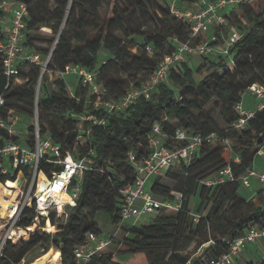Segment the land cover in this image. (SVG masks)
Wrapping results in <instances>:
<instances>
[{"label": "trees", "instance_id": "trees-1", "mask_svg": "<svg viewBox=\"0 0 264 264\" xmlns=\"http://www.w3.org/2000/svg\"><path fill=\"white\" fill-rule=\"evenodd\" d=\"M15 1L27 5L24 47L42 59L49 56V60L43 74L40 64L19 60L17 74L7 77L0 57L3 108L30 117L39 83L40 131L59 144L62 153L68 151L79 158L88 155L95 169L83 173L76 205L66 221L57 224L51 234L36 229L27 240L8 241L0 264H18L34 248L44 254L50 246L60 250L61 264H78L74 249L88 232L100 235L94 221L98 213L106 214L111 223H124L119 216L120 190L135 176L127 153L131 150L138 161L149 155L148 136L155 123L166 134L180 127L191 134L214 133L216 138L212 144L200 146L188 163L168 168L162 179L152 178L149 189L155 197L172 200L173 192L182 194L177 211L159 215L150 223L122 226L124 236L110 238L108 252L94 254L83 264H207L210 258L228 252V241L251 226L264 225V191L258 189L254 200L239 193L240 178L254 167L264 140V109L256 111L243 129L233 127L237 118L233 107L241 94L252 82L264 83V0H248L236 7L238 13L232 8L226 14L242 32L230 48L231 65L224 55L202 56L197 66L181 61L170 70L169 83L160 82L149 98L140 96L129 107L106 114L104 125H92L89 143L84 146L78 144V119L73 115L85 109L104 114L93 110L92 97L79 80L73 84L72 96L64 79L47 80L48 71L81 64L95 72L98 84L107 90L106 97L119 98L129 86L147 80L178 42H195L199 37H191L187 24L170 12V0ZM190 1L194 0H178V6L183 8ZM103 4H112L110 15L100 14ZM41 28L49 29L50 34L40 35ZM216 35L218 40L211 43L221 41L218 31ZM4 36L0 25V42ZM102 51L106 58L100 62ZM212 100L220 108L222 125L206 108ZM169 143L165 139L164 144ZM226 147L233 152L229 161L222 156ZM235 156L238 161L233 160ZM227 163L233 181L201 184ZM40 168L46 174L59 170L45 163ZM195 197L198 204L193 213L190 202ZM26 212L20 222L25 226L31 224L33 215L32 210ZM193 214L199 215L197 221ZM59 219L52 215L51 223L55 225ZM208 241L211 243L192 262L187 251L190 245L199 247ZM114 252L127 255V260H114Z\"/></svg>", "mask_w": 264, "mask_h": 264}, {"label": "built area", "instance_id": "built-area-1", "mask_svg": "<svg viewBox=\"0 0 264 264\" xmlns=\"http://www.w3.org/2000/svg\"><path fill=\"white\" fill-rule=\"evenodd\" d=\"M247 1L194 0L180 8L178 0H170V12L187 24L191 37L197 36L199 39L195 42L192 39L178 42L175 50L164 55L158 62L147 80L138 86H129L123 96L119 98L106 97L107 90L98 84L95 72L81 64H67L63 69L48 71V81L54 79L66 81L67 75H74L81 85L87 88L88 95L92 97L89 103L93 110L104 114L99 115L88 109L78 115L72 114L78 119V144L84 146L89 143L92 125H104L106 114L129 107L140 96L149 98L151 92L160 82L169 83L170 70L176 68L181 61H189L190 58L198 56L230 54V48L241 38L242 32L229 24L226 14L230 9ZM6 16H8V22L5 29L4 17ZM26 16L27 5L24 2L0 0V25L5 32V36L0 42V57L3 72L7 77L17 74L16 64L19 60L40 64L42 74L46 71L49 56L42 59L38 54L29 52L24 47ZM227 25L226 37L222 38L220 36L221 28ZM216 31L219 32L221 41L211 43L218 40ZM66 90L70 95H74L73 84L67 82ZM244 93H248L255 101L253 108L244 106L242 101ZM244 93L241 94V100L233 107L237 116L233 127L237 130L243 129L256 111L264 109V83L252 82ZM38 95L39 83L36 87L34 111L30 116L29 124H25L21 119L23 114L12 109L4 110V99L0 97V187L7 192L1 193L0 191V258L3 256L4 247L8 241L18 243L27 240L36 229L45 233H53L45 231L44 226L47 223L52 224V215L55 218H61L63 214H66V207L71 208L76 205L83 173L86 170L95 169L88 155L79 158L68 151L62 153L60 145L55 143L48 134L40 131ZM84 122H86V126ZM29 127L31 128L29 129ZM215 138L214 133L191 134L180 127H176L172 132L166 134L162 131L161 126L155 123L148 136L149 155L138 161L131 150L127 153L128 161L134 167L135 176L131 184L120 190L122 195L119 209L120 219L127 220L130 224H137L140 217L146 214L161 210L165 212L177 211L180 207L182 194L173 192L174 199L172 200L155 197L149 189L152 178L181 162L188 163L200 146L212 144ZM165 139L170 140L169 146L164 144ZM228 148L231 150L230 147H226L225 150ZM88 153H92V150L89 149ZM263 154L264 140L259 146L256 156ZM233 160L238 161L239 159L235 156ZM44 163L58 166L59 170H52L50 174H46L40 168ZM40 175H43V178ZM234 178L227 163L203 182L209 185L227 180L233 181ZM254 179L258 181L260 189L264 191V173L254 167L240 178V185L248 188ZM9 181L14 182V186H9ZM63 194L66 195V198L62 197ZM28 209L33 212L32 222L25 226L20 222ZM198 218L199 215L193 214L195 221ZM52 225L56 227V225ZM31 226H34V229H31ZM260 242H264V225L251 226L244 234L228 241V252L210 258L207 264H235V258L249 244ZM108 243L109 239L88 232L84 241L74 249L76 263L87 262L94 254L102 251ZM210 243L211 241H208L202 246H207ZM59 259H61L60 256Z\"/></svg>", "mask_w": 264, "mask_h": 264}, {"label": "rangeland", "instance_id": "rangeland-1", "mask_svg": "<svg viewBox=\"0 0 264 264\" xmlns=\"http://www.w3.org/2000/svg\"><path fill=\"white\" fill-rule=\"evenodd\" d=\"M184 6H186V4L184 3ZM111 8H112V4L108 5V4H103V6L100 8V14L103 16H107L111 14ZM236 9V12L238 13V9ZM230 25H233L236 27V24L233 23V21L231 20V22H229ZM228 30V25L225 27L221 28V37L225 38L226 37V33ZM39 34L42 36H46L49 35V29L46 28H41L39 31ZM39 46H45L42 43H39ZM226 61L231 64V60H232V56L231 54L228 55H224ZM48 57V56H47ZM45 57V58H47ZM99 58H100V62H103V59L106 58V52L102 51L99 54ZM203 61V58L201 56L198 57H192L190 58L189 62L193 65V66H197L199 63H201ZM66 81L68 83L74 84L75 82H77V78L74 75H67L66 77ZM242 101L244 102V106L253 108L255 105V101L253 100V98L248 94V93H244L243 97H242ZM206 108L208 109L209 113L213 115V117L216 119V121L220 124H222V117L220 114V108H217V106L214 104V101L212 100L209 104L206 105ZM21 119L25 122V124H29L31 122V118L22 115ZM232 152V150H230L229 148L226 149V152ZM224 153V156L227 157V153ZM233 153V152H232ZM258 160H260V158H263L264 160V154L262 156H258L257 157ZM165 175V173H162L160 175H158L160 177V179H162ZM165 180V179H164ZM201 184H206L202 181ZM149 185V184H148ZM207 185V184H206ZM248 189L247 187H243V186H239V193L246 199H249V193H248ZM198 204V198H193L191 199L190 202V210L191 212L194 213L195 208ZM65 212L66 214H63L61 216V218L56 221V224H60L61 222L66 221V219L68 218V215L70 214V212H72V209L69 207L65 208ZM174 212H165V211H158V212H154V213H150V214H146L140 217V220L138 221L137 224H141V223H150L153 220H155L159 215H164V214H173ZM203 215L206 214L205 211L202 212ZM94 221L96 223V226L99 228L100 230V235L103 238L109 239L112 237H117V238H122L125 234V232L123 231V227L122 226H128L130 223L129 221H125V220H121V222L124 223H111L110 220L108 219L107 215L100 212L98 213L95 217H94ZM52 230L49 228L45 227V230L47 232H55L56 231V227L52 225ZM55 229V231H54ZM261 243V242H260ZM19 246V245H18ZM204 246H199L196 247L195 243L191 244L190 247L188 248V253L190 254V259L192 260V262L198 260V258L200 257L201 253L204 250ZM52 249H57L53 246H50L48 248V250L45 252L47 253L48 251L52 250ZM109 247H105L102 251L100 252H108L109 251ZM59 250V249H58ZM60 251V250H59ZM41 253V249L39 247L34 248L33 250H31L30 252H28L25 257L18 263V264H37L38 259L40 258V256H42L43 254ZM44 253V254H45ZM60 258H61V253H60ZM114 260L118 261V262H125L128 258L127 255L124 254H119L117 252H114ZM264 258V242L261 245H255L254 243L249 244L243 252H241L236 258H235V264H246V263H251V264H262V259ZM59 264H61V259H59Z\"/></svg>", "mask_w": 264, "mask_h": 264}, {"label": "crops", "instance_id": "crops-1", "mask_svg": "<svg viewBox=\"0 0 264 264\" xmlns=\"http://www.w3.org/2000/svg\"><path fill=\"white\" fill-rule=\"evenodd\" d=\"M4 19H5V22H6V24L4 25V28L6 29L7 28V22H8V16L4 17ZM219 125H222V124H219ZM225 152H226V150L223 151L222 156H223V158L226 161H229L233 157V153L231 151L230 152H226L228 156L225 157L224 156V153ZM257 157L258 156H256L255 159H254V168L264 173V160H263V158H260V160H258ZM248 188H249L248 189L249 199H253L254 200L256 198V196H257L258 189H260V185H259L258 181L255 180V179L252 180L251 181V186L248 187ZM262 243L263 242H261V243H254V244L259 246Z\"/></svg>", "mask_w": 264, "mask_h": 264}, {"label": "bare ground", "instance_id": "bare-ground-1", "mask_svg": "<svg viewBox=\"0 0 264 264\" xmlns=\"http://www.w3.org/2000/svg\"><path fill=\"white\" fill-rule=\"evenodd\" d=\"M41 178H43V175H40ZM9 186H14V182L9 181L8 182ZM1 193H7L6 190L2 187H0ZM63 198H66V195H62ZM44 227L53 229L52 225L50 223H47ZM31 229H34V226H31ZM55 231V229H54ZM59 251L58 249H52L48 251L47 253L43 254L40 256V258L37 261V264H59Z\"/></svg>", "mask_w": 264, "mask_h": 264}]
</instances>
